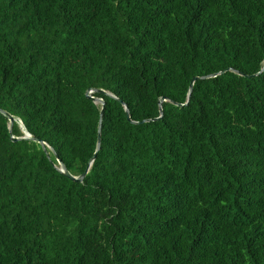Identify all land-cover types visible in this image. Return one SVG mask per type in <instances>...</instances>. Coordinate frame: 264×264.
I'll return each instance as SVG.
<instances>
[{"label": "trees", "instance_id": "1", "mask_svg": "<svg viewBox=\"0 0 264 264\" xmlns=\"http://www.w3.org/2000/svg\"><path fill=\"white\" fill-rule=\"evenodd\" d=\"M263 64L264 0H0V264H264Z\"/></svg>", "mask_w": 264, "mask_h": 264}, {"label": "water", "instance_id": "2", "mask_svg": "<svg viewBox=\"0 0 264 264\" xmlns=\"http://www.w3.org/2000/svg\"><path fill=\"white\" fill-rule=\"evenodd\" d=\"M264 65V64H263ZM195 78H193V80H194ZM193 80L191 81V83H190V87L192 86V83H193ZM99 91H101V90H99ZM90 98H92L94 101H96L97 100V98H95V97H93V96H89ZM162 99H164V98H162ZM160 112H161V108H160ZM127 117L129 118V115L127 114ZM7 118H8V120H9V123L11 124L15 119H14V117L13 116H11V115H9V114H7ZM144 121H146V120H143L142 122H144ZM20 123V122H19ZM21 124V123H20ZM22 125V124H21ZM23 132H24V135L23 136H21V137H15V136H11V139L13 140V141H15V140H18V139H25V138H31V136H30V134L28 133V132H26L25 130H23ZM32 139L34 140V141H36V142H39V143H41V144H43V145H46L43 141H41V140H39L37 137H35V136H33L32 137ZM99 143H100V120H99V127H98V131H97V147H99ZM95 157V153H94V155L92 156V158H94ZM58 161V160H57ZM58 163H59V161H58ZM88 169V168H87ZM87 169L80 175V176H78V177H76V176H73V175H71L67 170H65L63 167L61 168V171L64 173V175L65 176H67L68 178H70V179H73V180H80V179H82L83 177H84V175L86 174V172H87Z\"/></svg>", "mask_w": 264, "mask_h": 264}, {"label": "clouds", "instance_id": "3", "mask_svg": "<svg viewBox=\"0 0 264 264\" xmlns=\"http://www.w3.org/2000/svg\"><path fill=\"white\" fill-rule=\"evenodd\" d=\"M21 125V124H20ZM22 126V125H21Z\"/></svg>", "mask_w": 264, "mask_h": 264}]
</instances>
